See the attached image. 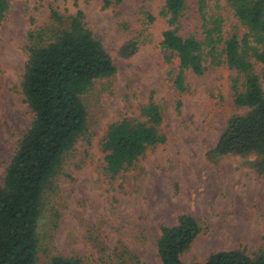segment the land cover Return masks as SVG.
<instances>
[{"label":"rangeland","instance_id":"rangeland-1","mask_svg":"<svg viewBox=\"0 0 264 264\" xmlns=\"http://www.w3.org/2000/svg\"><path fill=\"white\" fill-rule=\"evenodd\" d=\"M218 3L225 29L231 30L238 22L224 0ZM50 4L62 14L81 9L117 71L96 80L84 96L92 136L69 154L66 174L47 202L38 229L37 264L55 255L79 257L81 264H161L156 246L160 226L175 225L182 213L200 226L181 255L184 264L203 262L220 250L264 253V172L255 170V155H210L229 118L244 112L233 102L237 72L225 65L202 75L187 71L186 90L174 89L178 60L165 62L160 47L166 28L159 15L163 0H123L106 8L103 0L11 1L0 22V183L31 120L21 94L27 34L48 24ZM147 14L154 19L149 21ZM179 33L200 35L196 0H187ZM128 41L138 51L125 58L120 50ZM254 68L264 89V65ZM150 96L162 112L166 141L149 147L124 173L109 177L100 150L108 125L141 118L140 107Z\"/></svg>","mask_w":264,"mask_h":264},{"label":"trees","instance_id":"trees-1","mask_svg":"<svg viewBox=\"0 0 264 264\" xmlns=\"http://www.w3.org/2000/svg\"><path fill=\"white\" fill-rule=\"evenodd\" d=\"M12 0H0V22ZM123 0H103V7ZM237 25L226 30L219 0H196L200 35L179 33L187 0H163L159 15L166 28L160 47L164 61L178 60L173 87L186 90L185 74L202 75L225 65L235 70L234 105L243 113L232 115L210 150L214 158L254 154V167L264 172V89L255 64L264 65V0H224ZM152 21L154 16L147 14ZM21 82L23 102L31 120L5 168L0 183V264H37L39 223L49 198L66 174L65 163L79 142H90L88 108L84 101L94 82L112 77L117 67L102 41L87 26L81 9L62 14L49 5L48 24L31 29ZM121 55L138 51L126 42ZM181 101H178V107ZM141 118H122L108 125L100 141L103 170L115 177L130 168L149 147L166 141L163 115L150 96L140 107ZM200 232L191 215H178L175 225L160 226L157 253L161 264H184L181 255ZM45 264H81L79 257L52 256ZM145 264V263H142ZM190 264H264V253L249 255L236 248L212 252L203 262Z\"/></svg>","mask_w":264,"mask_h":264}]
</instances>
